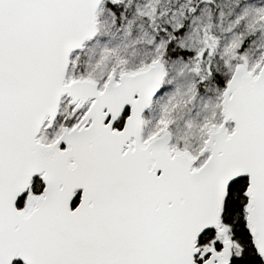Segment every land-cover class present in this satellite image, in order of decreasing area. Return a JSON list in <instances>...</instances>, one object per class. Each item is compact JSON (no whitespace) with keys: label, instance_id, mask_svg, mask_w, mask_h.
Listing matches in <instances>:
<instances>
[{"label":"snow or ice","instance_id":"obj_1","mask_svg":"<svg viewBox=\"0 0 264 264\" xmlns=\"http://www.w3.org/2000/svg\"><path fill=\"white\" fill-rule=\"evenodd\" d=\"M0 264H264V0H0Z\"/></svg>","mask_w":264,"mask_h":264}]
</instances>
